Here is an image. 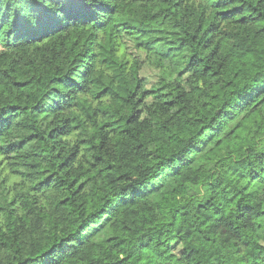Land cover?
I'll list each match as a JSON object with an SVG mask.
<instances>
[{
    "label": "trees",
    "instance_id": "trees-1",
    "mask_svg": "<svg viewBox=\"0 0 264 264\" xmlns=\"http://www.w3.org/2000/svg\"><path fill=\"white\" fill-rule=\"evenodd\" d=\"M0 264H264V0H0Z\"/></svg>",
    "mask_w": 264,
    "mask_h": 264
},
{
    "label": "rangeland",
    "instance_id": "rangeland-1",
    "mask_svg": "<svg viewBox=\"0 0 264 264\" xmlns=\"http://www.w3.org/2000/svg\"><path fill=\"white\" fill-rule=\"evenodd\" d=\"M138 55V54H137ZM140 58L143 57L142 54L138 55ZM141 77L145 80H147V85L152 84L155 80H156V76H155V72L151 69H149L147 66L142 67L141 69V73H140Z\"/></svg>",
    "mask_w": 264,
    "mask_h": 264
}]
</instances>
